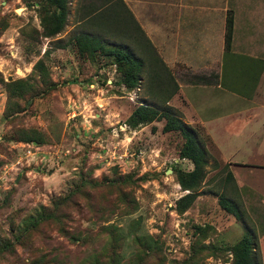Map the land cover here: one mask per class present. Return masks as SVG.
<instances>
[{"label": "rangeland", "instance_id": "374dc122", "mask_svg": "<svg viewBox=\"0 0 264 264\" xmlns=\"http://www.w3.org/2000/svg\"><path fill=\"white\" fill-rule=\"evenodd\" d=\"M158 1V4H127L138 18H134L125 5L117 4L125 24H116L114 20L107 22L98 16L99 8L106 2L88 9V0H68L69 9L62 30L48 37L37 34L41 29L39 5L45 0H0V18L7 20L6 28L0 33V73L5 79L26 76L37 58L43 56L52 80L57 83L45 94L26 102L21 100L24 109L10 120L3 113L6 91L0 82V227L10 238L52 208L55 200L74 189L80 183V173H92L99 180L132 177L135 182L129 181L127 188L132 189L138 203L132 213L121 212L123 202L114 206L111 201H105L104 206L110 210L100 216L91 212L84 198L75 196L72 197L75 201L64 206L69 213L67 223L75 228L88 226L100 232L105 230L108 222L120 225L125 237L119 249L124 257H128L135 251L129 222L137 219L139 227L135 228L138 232H150L160 239L164 264L231 263L232 254L225 246L231 245V240L237 237L231 226L238 220L218 202V194L223 188L231 193L232 190L230 181L224 180L227 161L219 153L215 136L201 125L192 126L190 115H184L179 106L172 105L196 130L197 138L210 154L201 192L192 205L179 214L172 207L183 191L174 169L192 166L189 158L179 154L184 142L181 132L176 129L162 131L164 118L140 123L134 128L126 123L137 104L147 102L163 107V98L168 94L165 84L158 88L156 78L151 80L149 74L150 69L155 70L156 66H150V62L156 64V53H166L167 0ZM218 1L216 5L230 7L229 0ZM234 8L239 19L237 39L249 43L252 39L262 38L255 44L264 47L263 26L260 28L254 19V15L264 14V0H237ZM102 13L110 15L106 10ZM78 33L94 35L93 43L122 47L135 57H141L137 84L127 87L114 56L104 53L100 47L92 51V55L80 51L75 41ZM58 42L64 47H58ZM252 45H237L235 52L225 56V68L231 66L227 73L235 76L232 80L234 88L246 97H249L247 90L252 81L247 65L252 60L258 61L250 56L254 50L248 46ZM157 71L158 75L165 74L161 68ZM170 73L167 71L168 76L172 75ZM168 85L171 87L173 81ZM172 102L182 105L183 99L177 97ZM247 102L252 104L253 101L248 99ZM121 125L125 128H120ZM152 125L156 126L155 130L151 129ZM23 127L39 129L44 142L19 140L15 129ZM221 141L230 150L241 142L240 139H231L230 143V140ZM236 149L240 154L238 159L246 160L249 147ZM104 190L108 193L106 188L99 189L96 198ZM113 198L114 194L109 197ZM245 217L250 223L252 219L248 214ZM253 221L257 220L253 217ZM196 223L212 226L203 240L193 232ZM41 227L44 230L42 237H37L34 232L36 246L60 249L59 259L51 264H73L89 249L85 244H76L61 236L46 223ZM221 229L227 236L225 246L217 234ZM105 241L101 239L102 244ZM191 243H195V249L200 245L208 249L193 254ZM256 246L264 264L261 245L256 243ZM17 252L20 259L29 260L30 254L22 251L20 246Z\"/></svg>", "mask_w": 264, "mask_h": 264}, {"label": "trees", "instance_id": "16d2710c", "mask_svg": "<svg viewBox=\"0 0 264 264\" xmlns=\"http://www.w3.org/2000/svg\"><path fill=\"white\" fill-rule=\"evenodd\" d=\"M118 2V3H117ZM105 3L103 8L98 13L107 22L115 21L116 24L124 23L125 21L120 14L117 4H122L119 1ZM68 0H45L39 5V16L41 29L37 30L38 35L54 36L62 30L68 7ZM127 8V6L125 5ZM109 11L110 15H104L102 12ZM130 12V10L127 8ZM131 13V12H130ZM132 14V13H131ZM133 16V14H132ZM234 24L233 9L228 8L226 13L225 22V48H230ZM7 20L3 17L0 18V33L6 28ZM140 28V25L137 23ZM95 36L87 33H78L75 41L80 51H86L92 55V51L100 47V49L107 54L114 56V62L119 71H122L123 83L127 87H133L137 84L139 73L141 72V57H135L134 53L125 50L122 47H109L95 41ZM58 47H64L62 43L56 44ZM140 45L145 47L141 42ZM47 53V49L44 54ZM157 54V53H156ZM155 70L150 69L149 74L151 80L156 78L158 88L164 83V89L168 91L167 96L163 98V107L152 103H139L131 111L126 123L131 127H136L140 123H146L153 120L165 119L162 125V131L179 130L184 138V142L180 148L179 154L182 157H187L191 160L193 166L190 169L178 167L175 170L176 180L183 192L176 199L173 209L181 214L187 210L197 195L201 192V186L207 174V165L209 163V151L197 138L196 130L175 111L172 105H169L168 100L171 95L176 91L178 85L173 76L167 75V68L165 62L157 54ZM125 65V67H124ZM161 68L165 71L164 75H158L157 69ZM162 74V73H160ZM171 74V73H170ZM158 77V78H157ZM39 80H38V79ZM173 81V85L169 87ZM0 82L6 91V105L4 108V116L11 120V118L18 112L24 109L21 105V100L26 102L32 97L45 94L57 86V83L52 80L49 68L43 56L37 58L34 62L31 71L26 76L9 77L5 79L0 73ZM161 109V110H160ZM152 130L156 126H151ZM15 133L21 141H35L38 144L44 142V137L41 131L34 127H23L22 129H15ZM227 168V167H226ZM80 183L72 189L69 193L65 194L62 198L54 201L52 208L44 212L40 217L33 219L30 225H26L22 231L17 233L14 238H10L7 233L0 227V264H51L59 259V247L47 246L39 248L36 246L37 237H42L44 230L42 224L51 226L61 236H65L76 244H85L89 247L86 253L77 259L73 264H164L165 255L162 252V244L159 238L155 237L150 232H138L136 227L139 221L133 219L129 222V227L133 231L132 239L135 244V251L128 257H124L120 252L119 247L122 245L125 234L120 225L113 222H108L105 230H99L91 227L75 228L70 226L67 221L69 213L64 210L69 202L74 200L72 197L81 196L87 202L89 209L92 213L104 216L108 207L104 206L105 201H111L115 206L117 203L123 202L124 205L121 209L123 214H130L137 206V199L132 192L131 188H127L129 181L135 182L132 177H124L122 179H106L99 180L91 174L80 173ZM232 178L231 172L227 169L225 179ZM224 179V180H225ZM107 189L96 198V193L99 189ZM114 194L113 199H109ZM218 202L228 212H232L239 219H242V213L238 211V204L231 197L229 191L223 188L219 192ZM7 195L4 197V202L7 200ZM75 201V200H74ZM114 209V207H113ZM193 232L200 236V239H205L212 226L209 223H196L193 225ZM101 239L106 240L102 244ZM97 241V242H96ZM18 246L22 251L28 252L30 258L28 261L20 259L17 252ZM225 246V244H224ZM231 254L230 264H262L258 256L257 246L252 235L244 234L237 241L231 245L225 246ZM219 248V247H218ZM193 254L207 250L208 247L200 245L195 249V243H191ZM52 261V262H51Z\"/></svg>", "mask_w": 264, "mask_h": 264}, {"label": "crops", "instance_id": "0c3cea01", "mask_svg": "<svg viewBox=\"0 0 264 264\" xmlns=\"http://www.w3.org/2000/svg\"><path fill=\"white\" fill-rule=\"evenodd\" d=\"M115 1L126 6L142 2L150 4L159 2ZM236 1L229 0L230 7H223L216 5L219 3L218 0H167L166 53L157 54L165 62L178 85L168 103L179 106L184 115H190L189 123L191 122L192 126L196 128L201 125L206 131L211 132L215 136L214 141L220 149L222 159L227 161L232 178L225 180L230 181L232 193H229L238 204V211L243 217L239 219L234 213L229 212L238 220L233 221L231 226L237 235L231 243L249 233L254 237L255 243L261 245L264 253V57H261L264 52L260 48L262 44H258L262 38L255 41L252 39L249 43L237 39L239 19L237 20L234 10ZM100 2L111 3V0H88L86 4L88 9H91ZM127 8L129 9L128 6ZM228 8L233 9L234 24L231 45L226 49L224 37ZM129 10L133 14L131 9ZM254 16L260 28L263 26L264 29V14ZM242 44H254L252 47L248 46L254 50L250 56L258 59L247 65L252 80L247 90L249 97L234 88L235 82L232 80L235 76L227 73L231 66L225 68V56L229 52H235L236 46ZM177 97L183 99L182 105L172 102ZM248 99L253 101L252 104L246 103ZM120 128L125 127L121 125ZM221 139L230 140L229 143L231 139H240L241 142L230 150ZM247 146L249 151L245 153L246 160H239L240 154H237L236 147ZM246 214L252 219L250 223L245 221ZM253 217L258 222H254ZM243 230L245 231L242 232ZM217 234L222 244L227 243L224 240L227 236L223 229L217 231Z\"/></svg>", "mask_w": 264, "mask_h": 264}, {"label": "water", "instance_id": "95a60500", "mask_svg": "<svg viewBox=\"0 0 264 264\" xmlns=\"http://www.w3.org/2000/svg\"><path fill=\"white\" fill-rule=\"evenodd\" d=\"M188 190H184V192H187Z\"/></svg>", "mask_w": 264, "mask_h": 264}]
</instances>
